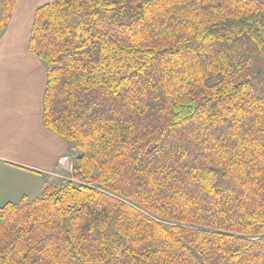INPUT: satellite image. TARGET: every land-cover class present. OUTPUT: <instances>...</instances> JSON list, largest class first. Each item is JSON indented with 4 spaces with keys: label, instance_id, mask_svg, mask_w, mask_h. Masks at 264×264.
Masks as SVG:
<instances>
[{
    "label": "trees",
    "instance_id": "trees-1",
    "mask_svg": "<svg viewBox=\"0 0 264 264\" xmlns=\"http://www.w3.org/2000/svg\"><path fill=\"white\" fill-rule=\"evenodd\" d=\"M29 51L74 180L0 205V264H264V0H48Z\"/></svg>",
    "mask_w": 264,
    "mask_h": 264
},
{
    "label": "crops",
    "instance_id": "crops-1",
    "mask_svg": "<svg viewBox=\"0 0 264 264\" xmlns=\"http://www.w3.org/2000/svg\"><path fill=\"white\" fill-rule=\"evenodd\" d=\"M47 2L19 0L0 38V205L41 196L73 161L71 145L43 125L47 71L29 51L35 14Z\"/></svg>",
    "mask_w": 264,
    "mask_h": 264
},
{
    "label": "rangeland",
    "instance_id": "rangeland-1",
    "mask_svg": "<svg viewBox=\"0 0 264 264\" xmlns=\"http://www.w3.org/2000/svg\"><path fill=\"white\" fill-rule=\"evenodd\" d=\"M261 57H262V61L264 63V54ZM74 162H75V160L73 159V161H71V164L69 165L68 169L66 168V171L61 170V171L57 172L60 174H57V176H55L54 181L50 182L49 186L50 185H60L62 182L74 180V178H73Z\"/></svg>",
    "mask_w": 264,
    "mask_h": 264
},
{
    "label": "built area",
    "instance_id": "built-area-1",
    "mask_svg": "<svg viewBox=\"0 0 264 264\" xmlns=\"http://www.w3.org/2000/svg\"><path fill=\"white\" fill-rule=\"evenodd\" d=\"M68 160V157H65L64 159H63V162H62V164H64L65 163V161H67ZM62 166H64V165H62Z\"/></svg>",
    "mask_w": 264,
    "mask_h": 264
}]
</instances>
